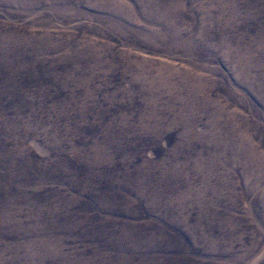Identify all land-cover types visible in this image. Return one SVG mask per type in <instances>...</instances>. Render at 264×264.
Instances as JSON below:
<instances>
[{"label": "rangeland", "instance_id": "374dc122", "mask_svg": "<svg viewBox=\"0 0 264 264\" xmlns=\"http://www.w3.org/2000/svg\"><path fill=\"white\" fill-rule=\"evenodd\" d=\"M264 264V0H0V264Z\"/></svg>", "mask_w": 264, "mask_h": 264}, {"label": "trees", "instance_id": "16d2710c", "mask_svg": "<svg viewBox=\"0 0 264 264\" xmlns=\"http://www.w3.org/2000/svg\"><path fill=\"white\" fill-rule=\"evenodd\" d=\"M176 264H184L183 261L180 259V261Z\"/></svg>", "mask_w": 264, "mask_h": 264}]
</instances>
